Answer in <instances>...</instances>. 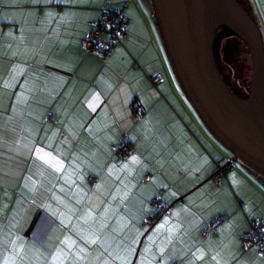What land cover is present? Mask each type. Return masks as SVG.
I'll return each mask as SVG.
<instances>
[{
	"label": "crops",
	"instance_id": "crops-1",
	"mask_svg": "<svg viewBox=\"0 0 264 264\" xmlns=\"http://www.w3.org/2000/svg\"><path fill=\"white\" fill-rule=\"evenodd\" d=\"M239 3L261 33L264 0ZM103 9L126 18L106 58L80 47ZM156 24L150 0H0V264H264L241 240L264 179L223 158Z\"/></svg>",
	"mask_w": 264,
	"mask_h": 264
},
{
	"label": "water",
	"instance_id": "water-1",
	"mask_svg": "<svg viewBox=\"0 0 264 264\" xmlns=\"http://www.w3.org/2000/svg\"><path fill=\"white\" fill-rule=\"evenodd\" d=\"M179 89L208 133L264 179V47L258 25L237 0H150ZM226 29L247 48L251 75L243 99L226 83L215 58Z\"/></svg>",
	"mask_w": 264,
	"mask_h": 264
},
{
	"label": "built area",
	"instance_id": "built-area-1",
	"mask_svg": "<svg viewBox=\"0 0 264 264\" xmlns=\"http://www.w3.org/2000/svg\"><path fill=\"white\" fill-rule=\"evenodd\" d=\"M125 23L126 18L122 10L103 9L98 20L88 23V30L84 33L80 42L81 49L87 54H93L100 58L108 57L113 48L126 37ZM117 150L120 153L130 151L124 144H121ZM218 178L219 175L217 174L213 177V180L217 182ZM158 205L159 210L164 211L161 202H158ZM145 220L148 221L149 219ZM221 220H223V217L219 216L204 227L201 232L202 236L208 237L213 233ZM241 240L245 246H254L264 255V225L261 222L253 221L251 230L242 234Z\"/></svg>",
	"mask_w": 264,
	"mask_h": 264
},
{
	"label": "rangeland",
	"instance_id": "rangeland-1",
	"mask_svg": "<svg viewBox=\"0 0 264 264\" xmlns=\"http://www.w3.org/2000/svg\"><path fill=\"white\" fill-rule=\"evenodd\" d=\"M255 8L257 9V7L255 6ZM257 15V14H256ZM258 16V15H257ZM258 22H259V25H261V27H260V29H261V34H262V36H263V38H264V25L261 23L260 24V21H259V19H258ZM157 25V24H156ZM157 28H158V26H157ZM218 35V34H217ZM218 37V36H217ZM216 37V38H217ZM226 37H227V35H226ZM225 38V37H224ZM162 39V38H161ZM226 39V38H225ZM229 40V45H228V47H225L223 44H224V41H222V43H221V48H220V50L218 51V61H220V59H227V60H229V62L231 63V64H234V69L232 70L233 72V74L235 75V77L237 78V85H234L233 83H232V76H231V73H230V76L229 77H227V79H228V82L232 85V86H234V92L236 93V94H242V93H244L245 92V90L247 89V86H248V80H249V64H250V61H248L249 59L247 58V53L245 52L246 50L244 49V47H243V45H242V43H239V41L236 39V38H234V37H231V36H229V37H227V39L225 40V42H227ZM230 47V48H229ZM223 51H224V53H223ZM249 62V63H248ZM217 64H218V62H217ZM168 66H170V71H171V74H172V78H173V80H172V82L174 83V86H177V88L179 89V85H178V83H177V80H176V77H175V74H174V72H173V69H172V67H171V65H170V62L168 63ZM218 66H219V64H218ZM220 69H221V72L224 74V76L227 74V68H225V67H223V66H220ZM179 91H180V89H179ZM182 94V93H181ZM183 96V95H182ZM184 97V96H183ZM184 99H185V97H184ZM186 100V99H185ZM194 116H197L196 114L194 115ZM196 118H198V117H196ZM199 120L198 119H196V122H198ZM199 123V122H198ZM200 124V123H199ZM202 124V123H201ZM200 124V126H202ZM140 135V134H139ZM139 140H142V142L144 143V139L141 137L140 139H138V143L140 144V145H142V142H139ZM143 146V145H142ZM220 148H222V150L224 151V154H226V155H224V157L223 158H226V157H228V156H230L231 154L226 150V149H224L223 147H220ZM229 159V158H228ZM227 159V160H228ZM219 160H220V162L222 163V164H224L225 163V161H223V159H220L219 158ZM237 162H233V163H231V164H233L235 167L234 168H238V169H240V167H239V164H238V166H237V164H236ZM240 166H242V165H240ZM244 171H246V172H248L245 168H242ZM122 170V169H121ZM241 170V169H240ZM243 173V172H242ZM128 174V176L129 177H131V176H133L134 174H133V171H131V170H128V169H126V175ZM116 177H117V173H116Z\"/></svg>",
	"mask_w": 264,
	"mask_h": 264
},
{
	"label": "trees",
	"instance_id": "trees-1",
	"mask_svg": "<svg viewBox=\"0 0 264 264\" xmlns=\"http://www.w3.org/2000/svg\"><path fill=\"white\" fill-rule=\"evenodd\" d=\"M238 2H239V0H237ZM226 35H227V37H229V36H231V37H234V38H236L238 41H239V43H242V45H243V47H244V49L246 50L245 52L247 53L246 55H247V58L249 59L248 61H250V57H249V54H248V52H247V49H246V46L244 45V43L243 42H241L236 36H234L233 34H231L230 32H228L226 29H222L219 33H218V37L216 38V41H215V58H216V61L218 62V64H219V69H220V66H223V67H225V68H227V74L224 76V74L221 72V69H220V72H221V74H222V76H223V78L225 79V81H226V83L228 84V86L234 91V86H232L229 82H228V79H227V77H229L230 76V73H231V76H232V83L234 84V85H237V78L235 77V75L232 73L233 71V69H234V64H231L230 62H229V60H227V59H220V61H218V51L220 50V48H221V43H222V41H224V46L225 47H228V45H229V40L227 41V42H225V40L227 39V37H226ZM226 39H225V38ZM230 48V47H229ZM223 53H224V51H223ZM249 63V62H248ZM249 80H248V86H247V89L245 90V92L244 93H242V94H238L239 96H241L243 99H246L247 98V96H248V91H249V87H250V75H251V66H250V64H249ZM231 164V163H230ZM161 213L163 212V213H165V208H164V211H160ZM203 230V229H202ZM202 230H201V232H202ZM202 235V234H201Z\"/></svg>",
	"mask_w": 264,
	"mask_h": 264
},
{
	"label": "snow or ice",
	"instance_id": "snow-or-ice-1",
	"mask_svg": "<svg viewBox=\"0 0 264 264\" xmlns=\"http://www.w3.org/2000/svg\"><path fill=\"white\" fill-rule=\"evenodd\" d=\"M47 154H45V156H46ZM42 159L44 158V157H41ZM133 160H135V157H133ZM94 242V241H93Z\"/></svg>",
	"mask_w": 264,
	"mask_h": 264
}]
</instances>
